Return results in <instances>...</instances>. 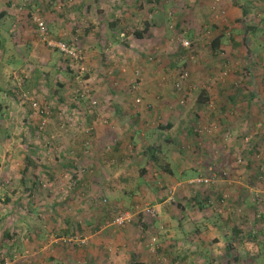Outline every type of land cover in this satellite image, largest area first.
Here are the masks:
<instances>
[{"label":"rangeland","instance_id":"1","mask_svg":"<svg viewBox=\"0 0 264 264\" xmlns=\"http://www.w3.org/2000/svg\"><path fill=\"white\" fill-rule=\"evenodd\" d=\"M31 1L41 44L0 69V264H264V0H91L78 36L72 0L54 25Z\"/></svg>","mask_w":264,"mask_h":264},{"label":"crops","instance_id":"2","mask_svg":"<svg viewBox=\"0 0 264 264\" xmlns=\"http://www.w3.org/2000/svg\"><path fill=\"white\" fill-rule=\"evenodd\" d=\"M40 1L42 3L39 5V7L41 8V10H44L43 13H45V16L48 17L52 25H54V22L50 18L52 14H50V12L46 10L45 1L44 0H40ZM101 2H102L101 0H97L93 4L98 5V4H101ZM34 6H36V1H31L30 3L25 4V3H22V0H0V69L2 70V72H5L8 68L14 69L15 68L14 66H16L18 63V62L16 63V59H18V61L24 60L23 51L25 48L29 47L30 44L35 45V47L41 44L39 40H35L32 38L33 36L32 32L34 30V27L31 25V23L28 20L29 19L28 11H30V8ZM67 6H70L69 11L71 15L69 16V18L71 22L68 24L67 23L68 21L66 22V18L63 16V14H58L57 16L62 17L60 21H58L57 23V25L60 27L59 33H61V30L64 32V30L66 29V30H69V33L71 34V36L72 35L78 36L77 32L79 29H77L76 26L79 25V22L86 21L87 24H89V22L92 23L94 21V17L96 16V13H94L95 12L94 8H92V1L91 0H72ZM53 28H55V26H53ZM84 30L87 31V27ZM94 35H97V33H94ZM142 36H143V33H142ZM102 39H104L105 42L106 41L111 42L110 38H107L106 36H103ZM116 41L118 40H114V42ZM219 44H220V40H219L218 46ZM93 49H98V48H95L93 46ZM20 65H24V64L21 63ZM15 77L17 78V76H14V80H15ZM4 79H5V82H4L5 85L9 83L11 84L14 83L13 79H10V80L7 78H4ZM2 90L3 89L0 87V91ZM118 108H121V106L119 105ZM0 110H1V107H0ZM89 121H91L90 125L92 123L95 124V119L89 120ZM97 130L99 129H96V131ZM134 131L136 132V130ZM104 134H106L107 136L109 135V132H107V130H104V131L99 130V133H97L98 137L97 136L95 137L97 138V142L99 143V145H101V142L103 141L102 137L104 136ZM118 146L119 145L116 144V146L113 149V151H115L116 153L120 151V146L119 147ZM119 153L121 154V152ZM115 156L116 158L119 157V155H115ZM173 171L175 172L174 169ZM166 172L171 173V170L169 169ZM177 243L186 244L184 240L178 242V241H175V239H173V241L167 243V247H173ZM163 244L164 243H162V245ZM200 248L201 249L199 250L198 253H200L203 257L207 256L208 254H212L211 255L212 257L216 256L215 253H211L212 249L209 248L211 250L209 252L207 251L208 247H204V248L200 247ZM141 251H144V249L141 248Z\"/></svg>","mask_w":264,"mask_h":264},{"label":"built area","instance_id":"3","mask_svg":"<svg viewBox=\"0 0 264 264\" xmlns=\"http://www.w3.org/2000/svg\"><path fill=\"white\" fill-rule=\"evenodd\" d=\"M32 18L37 25L38 36L42 42H44L48 47H51L63 53L66 57H68L70 63L81 64L83 60V54L80 49L73 46V44L51 37L44 20L39 15L37 16L36 14H32ZM80 68L83 71V67L81 66ZM78 77L79 75L76 76V79H78ZM25 99H27V97H25ZM196 181L207 182L208 179L201 177V179L198 178ZM127 218L128 216L124 214L120 215L117 220L122 223L124 220H127Z\"/></svg>","mask_w":264,"mask_h":264},{"label":"trees","instance_id":"4","mask_svg":"<svg viewBox=\"0 0 264 264\" xmlns=\"http://www.w3.org/2000/svg\"><path fill=\"white\" fill-rule=\"evenodd\" d=\"M257 31V28H255L254 26H248L246 27L245 31H244V37H245V40L247 39H252L255 38V33ZM134 35L136 37H142V32L140 31H135L134 32ZM220 36H217L215 38H213L210 42V46L211 48L215 49L218 47V43H219V40H220ZM201 101H205V98L202 97ZM168 126L170 125H167V128ZM148 148V153H149V159H152L154 160L155 159V151H156V147H147ZM131 264H141V263H135V262H132Z\"/></svg>","mask_w":264,"mask_h":264}]
</instances>
